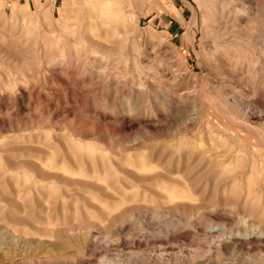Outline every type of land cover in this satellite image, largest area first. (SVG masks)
Returning a JSON list of instances; mask_svg holds the SVG:
<instances>
[{
  "label": "rangeland",
  "instance_id": "1",
  "mask_svg": "<svg viewBox=\"0 0 264 264\" xmlns=\"http://www.w3.org/2000/svg\"><path fill=\"white\" fill-rule=\"evenodd\" d=\"M0 264H264V0H0Z\"/></svg>",
  "mask_w": 264,
  "mask_h": 264
}]
</instances>
